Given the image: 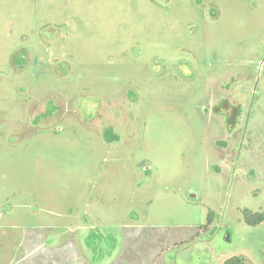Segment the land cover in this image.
<instances>
[{"label": "rangeland", "instance_id": "374dc122", "mask_svg": "<svg viewBox=\"0 0 264 264\" xmlns=\"http://www.w3.org/2000/svg\"><path fill=\"white\" fill-rule=\"evenodd\" d=\"M246 208L264 0H0V264H70L79 232L106 264L126 225L172 242L157 264H264ZM133 238L126 262L150 264L160 237Z\"/></svg>", "mask_w": 264, "mask_h": 264}, {"label": "crops", "instance_id": "0c3cea01", "mask_svg": "<svg viewBox=\"0 0 264 264\" xmlns=\"http://www.w3.org/2000/svg\"><path fill=\"white\" fill-rule=\"evenodd\" d=\"M126 226L129 228L127 230H124L125 245L124 248H122V252L123 251L124 252L121 255H118L119 257L117 256L116 259L114 258V261L111 260L106 264H132V260L126 262L127 261L126 257L128 255V252L126 251H130L131 249L134 248L133 243L136 241V239L133 238V235L137 233L145 234L148 235L149 237L150 236L160 237L159 246L156 248L154 247L149 249V252L152 254V257L149 260L150 264H157V262L159 261L158 258L164 255L163 253L167 250V248L172 242L170 244H165L167 241L163 242L161 238V235H163V233L161 231H157L156 229L150 231L144 229H135L133 227H130L129 225ZM131 229L135 230L136 233L132 232ZM78 238H79V242L77 243V248L74 251V254L69 253L67 257L65 256L64 258H67L70 264H99L100 259L96 258L97 256L94 253L95 250L96 252H99L98 246L94 245L92 242L89 243L83 241L85 239V232L84 233L79 232ZM68 244L66 246H68ZM162 258H164V256ZM140 259L142 260V258ZM104 262H106V260H104Z\"/></svg>", "mask_w": 264, "mask_h": 264}, {"label": "trees", "instance_id": "16d2710c", "mask_svg": "<svg viewBox=\"0 0 264 264\" xmlns=\"http://www.w3.org/2000/svg\"><path fill=\"white\" fill-rule=\"evenodd\" d=\"M243 217L247 225L258 226L264 222V210L254 212L246 208L243 210ZM212 218H213V212L210 211L208 221L206 222L207 224L200 225V227L198 228V233H201L202 231L203 232L206 231L207 226L211 225L213 222ZM186 241L188 242V239H186ZM246 261H247V258L245 256L235 255V256H232L226 259L223 264H245Z\"/></svg>", "mask_w": 264, "mask_h": 264}]
</instances>
